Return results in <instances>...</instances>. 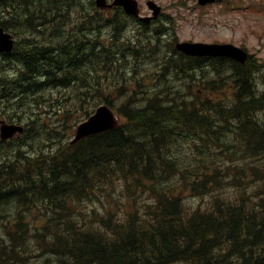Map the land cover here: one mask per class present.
Instances as JSON below:
<instances>
[{"label": "trees", "instance_id": "trees-1", "mask_svg": "<svg viewBox=\"0 0 264 264\" xmlns=\"http://www.w3.org/2000/svg\"><path fill=\"white\" fill-rule=\"evenodd\" d=\"M79 2L0 0V9L15 16L11 19L14 23L11 29L5 27L2 20L0 25L20 37L14 51L0 57V67L9 62L23 64L20 86L11 90L17 99L13 103L7 99L0 116L19 120L20 116L9 103L19 105L23 98L32 95L55 98L63 90L69 91L68 85L77 82L76 73L93 74L82 69L88 59L94 61L96 73L99 69L108 70L98 66L106 59L107 67L111 65L115 67L114 74H121L128 56H136L140 42L122 37V31H114L115 24L123 26L119 11L113 13L114 24L104 28L103 21L99 24L98 14L89 4L90 9L85 11L90 16L89 21L76 23L68 35H60L69 17L65 8L74 9ZM146 47L149 50L146 57H152L156 46L146 44ZM59 50H63L64 55L57 56ZM170 51L176 56L168 55L165 64L171 65L175 73L184 68L189 70L199 62L180 57L173 49ZM238 66H233L234 71L227 70L219 61L215 65L216 77L212 75L189 99L169 85H160L161 81H166L160 73L153 85L151 73L141 79H150V84L138 79L130 81L125 87L128 97L120 107L115 103L113 89L106 87L92 96L97 89L91 85L93 91L87 89L86 92L92 97L72 101L55 115L61 119L59 125L66 128L65 122L74 112L78 118L88 117L93 110L89 108H93L97 100L115 108L121 122L113 130L75 144L65 142L66 147L47 155L41 152L35 159L30 158L33 150L27 148L29 141H0V154L4 152L3 158L8 159L0 162V211H4L10 201L17 203L16 206L38 200L55 207L63 205L55 231L46 236L49 231L44 228V233L37 235L38 241L27 242V223L22 215L5 213L1 216L0 230L8 242L0 240V264L21 262L24 257L18 249L26 256L34 251L41 256V264H264V91L257 87L260 66L257 69L250 63ZM71 68H75V72ZM57 70L60 73H56ZM165 86H169L171 97L162 92ZM140 87L149 88L138 91ZM223 88L234 92L235 103L231 108H226L225 96L214 100L207 95L221 92ZM157 101L164 107L156 105ZM215 120L219 126L232 123L239 127L233 137L226 136L229 141L237 142L231 152L238 157L237 163L241 159L244 163L259 164L258 167L254 164L239 166L241 171L254 177L245 182L253 180L252 183L257 184L248 189L252 190L251 198L242 192L228 198L215 168V161L219 162L223 153H218L214 159L209 150L202 148L199 134L184 138L183 133L194 129L195 125L205 129ZM42 126L52 132L56 125L51 129L43 123ZM23 144L27 154L19 149ZM194 149L200 152L199 156ZM165 160L175 164L166 165ZM213 161L214 167L211 166ZM188 167L193 168L190 185L205 184L212 176L209 186L203 185V190L206 188L204 199L211 198L207 208L202 210L189 208L187 195L177 194ZM212 184L215 187L210 188ZM111 185L121 191L122 197H126L125 190L129 187L136 188L137 195L147 188L154 193L152 203L124 208L120 213L111 214L105 209L104 220L94 224L95 215L88 211L73 212L71 218L64 213L67 209L73 211L72 207L79 201L89 208L88 202L93 196L100 197L101 202L107 201V189ZM202 194L203 191L193 200ZM10 225L14 230H9Z\"/></svg>", "mask_w": 264, "mask_h": 264}, {"label": "rangeland", "instance_id": "rangeland-1", "mask_svg": "<svg viewBox=\"0 0 264 264\" xmlns=\"http://www.w3.org/2000/svg\"><path fill=\"white\" fill-rule=\"evenodd\" d=\"M139 1L143 4V10L146 11V7L144 6L145 0ZM152 1H155L164 7V16L162 19L166 22L169 32L174 38L178 39V41L190 40L194 37L197 41L204 42H211L214 40H233L237 44L240 43V46L244 47L249 54H254L260 61H264V0H246L245 9L239 10L238 12L229 10L227 12V18H230L229 25L226 21V18L221 14L220 11H218L217 8L201 10L200 8L196 7L194 0ZM88 2L89 0H80V2L77 3L76 8H65V10H68L69 12V17L68 21H66L65 29L62 33H60V35H68L71 26L73 27V25L76 23H80L81 21H89L88 18H90V16L85 12L89 10ZM179 2H182L183 4L178 5L177 3ZM251 4H254V7L249 10L247 7ZM4 10L5 9H0V17H2ZM76 10H78L79 13H76ZM2 21L4 22L5 27L7 26L9 29H11L14 25L12 22L13 20L2 19ZM100 21L101 20L99 19V24ZM120 30H122L121 24H115L114 31L119 32ZM99 36L102 37V33H100ZM148 38L149 37L146 35H141L142 41L140 42L136 56H128L129 58L126 59L125 67L122 69L121 74H119V72L114 74L115 67L111 65L107 67L109 62H106V59L101 60L98 66L103 67V69L108 68V70L102 71L99 69L96 73L94 61L92 59H88L84 61L82 69L86 72H93V74L88 76L83 74L81 77L82 79L79 80L80 73H76L75 75L77 78L75 81L77 82L72 85H68L69 91L63 90L57 94L55 98L44 99L37 98L36 95H32L23 98L19 105L11 104L17 99L11 90H16V88L19 86V73L23 69V64L10 67H0V108L4 107L5 102L8 99L11 102L9 105L15 109V113L20 117L22 116L23 118L25 117L27 119L28 136L32 135V138L29 139L27 147L33 150L30 158L35 159L36 157H40L38 154L41 152L47 155L49 152H55L58 149L67 146L61 143L60 140V133L65 129V126L56 125L54 131L49 132L42 126V120L52 119L58 112H60L62 108L68 106L72 101L95 96L100 90L108 87L116 92L115 103L118 107H120V105L123 103V99L128 97V92L125 88L126 85L133 79L141 80L150 73L152 76V85L156 84V78L160 73L164 78H166V81H161L160 85H169L172 87V90L180 91L182 94H184L185 99H189L191 94H193L196 89H198L206 81L210 80V77L214 75L216 64L213 62L194 63V65L189 70L184 68L175 73V69L172 68L171 65L165 64V59L168 57V55H176L164 46L155 47V54L152 57H146V54L149 52L146 47ZM62 52L63 50H59L56 55H64ZM124 54L126 55V53ZM110 60L111 59H109V61ZM102 63L104 66H101ZM70 70L75 72L76 69L71 68ZM67 71L68 69L64 72ZM262 72L263 82L259 81V87H262L263 85L264 89V71ZM56 73H60V70H57ZM82 80H84L85 83H83ZM55 81L57 80H54V82ZM91 85L97 89V91L94 92L92 96H90V92H86L87 89L91 92L93 91L90 88ZM169 86H165L162 92L165 93L166 96L171 97L172 92L169 91ZM148 88L149 87H140L138 88V91H148ZM138 94L139 93H137L136 96ZM220 96V93L213 94L214 99H218ZM63 98H65L64 101H62ZM153 101V98H150V102L153 103ZM54 104L55 106H53ZM155 104L159 107H164L160 101L155 102ZM188 106L191 107L190 105ZM196 106H198V104H196ZM74 119H76L75 112L71 113L68 124H71ZM195 119L196 117L190 118L188 121ZM209 126L211 129L212 139L218 142L222 150L234 149V143H237L236 140L229 141L225 136L224 130L217 126V124L212 123ZM197 131L202 136L200 130ZM164 140L167 141V137ZM219 146L216 147V150L220 149ZM222 153L223 155L221 156L219 162L215 161V168L217 169L216 172H218V174L221 176V182H219V184L221 188L226 190L225 193L227 197L230 198L234 195H237L239 192L248 194V198L253 197L251 194L252 190L248 189L251 186H257V184L252 183L253 180L245 182V179H253V175L240 170L241 167H239L237 164V156L233 155L228 156L227 158V152L222 151ZM224 154L227 159L224 157ZM1 160L8 159H4L3 156H0V162ZM165 164L174 165L175 162L172 160H165ZM246 164H254L256 165L255 167L259 166V164H257L255 161H248L246 163H242V168H244ZM244 173L247 174L243 176ZM191 180L192 179L190 177L185 178L184 182L188 183ZM208 182L209 180L207 181L206 185H208ZM196 186L198 189H201L200 185L196 184ZM213 187H215V184L210 185V188ZM258 189L259 188H257V191ZM177 192L180 194L186 193V188L179 187ZM127 193L129 204H131L132 198L136 194L134 187L127 191ZM109 194L113 196L109 199L108 204H117L119 201L118 195L114 194L113 190H110ZM151 197V193H148L146 199ZM210 198L211 197H208L205 202L201 200L198 203V206L204 203L202 208H207ZM235 200L237 199H234V201ZM94 201L97 203L96 200ZM97 208L98 206L94 208L95 211H97ZM189 208H192L190 203ZM38 215L40 216V213Z\"/></svg>", "mask_w": 264, "mask_h": 264}, {"label": "water", "instance_id": "water-1", "mask_svg": "<svg viewBox=\"0 0 264 264\" xmlns=\"http://www.w3.org/2000/svg\"><path fill=\"white\" fill-rule=\"evenodd\" d=\"M124 4V2H120ZM128 13H134L133 8L127 9ZM178 50L183 51L190 55H211V56H232L235 57L237 53H241L238 57L239 61L243 63L246 59L244 51L238 52L234 47L230 45H200V44H178L176 45ZM12 49V41L8 34H4L0 29V52H10ZM114 119L112 113L106 107H100L97 109L94 116H92L87 122L80 125L77 129L75 140H79L83 137L93 135L102 131L110 130L114 127ZM21 131V128L15 126H8L1 128V137L6 139L11 137L15 132Z\"/></svg>", "mask_w": 264, "mask_h": 264}, {"label": "flooded vegetation", "instance_id": "flooded-vegetation-1", "mask_svg": "<svg viewBox=\"0 0 264 264\" xmlns=\"http://www.w3.org/2000/svg\"><path fill=\"white\" fill-rule=\"evenodd\" d=\"M235 2H238L239 0H234ZM241 1V0H240ZM107 3H111V0H106ZM229 0H222V1H215L213 4H208V6H221L223 4H227ZM153 21L149 22L152 23Z\"/></svg>", "mask_w": 264, "mask_h": 264}, {"label": "bare ground", "instance_id": "bare-ground-1", "mask_svg": "<svg viewBox=\"0 0 264 264\" xmlns=\"http://www.w3.org/2000/svg\"><path fill=\"white\" fill-rule=\"evenodd\" d=\"M71 30V29H70ZM18 83H19V80H18ZM19 86H20V84H19ZM62 104V103H61ZM53 106H55V104L53 105ZM63 106V105H62ZM55 110V109H54ZM99 134H101V133H99Z\"/></svg>", "mask_w": 264, "mask_h": 264}]
</instances>
